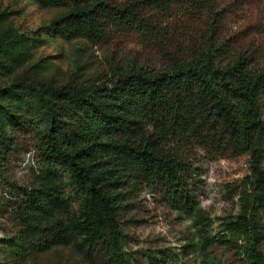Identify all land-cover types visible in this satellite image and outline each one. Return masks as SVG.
<instances>
[{
    "label": "trees",
    "instance_id": "trees-1",
    "mask_svg": "<svg viewBox=\"0 0 264 264\" xmlns=\"http://www.w3.org/2000/svg\"><path fill=\"white\" fill-rule=\"evenodd\" d=\"M59 1L81 5L68 15L90 41L114 30L137 34L151 42L164 67L155 76L127 73L109 88L105 96L117 100L120 118L106 115L93 101L92 89L40 85L28 78L0 84V89L21 84L66 97L61 113L52 111L44 130L31 108L11 119L0 174L10 193L3 205L16 225L14 233L0 238L8 256L15 260L24 253L26 231L36 230L29 221L33 209L58 198L74 216L73 234L97 264H128L117 244L128 199L146 189V194L160 193L169 205L188 201V177L201 164H192L196 155V160L244 159L251 177L239 194L243 210L230 222V234L203 237L202 246L231 244L246 264H264V223L256 213L264 205V17L252 35L237 39L225 27L223 0ZM68 121L81 132H72ZM136 132L146 138H127ZM19 133L27 134L38 156L34 173L57 177V192L35 178L27 187L7 179ZM92 138L105 139L101 145L125 174L124 191L108 189L81 161L75 144ZM17 189L27 212L11 194Z\"/></svg>",
    "mask_w": 264,
    "mask_h": 264
},
{
    "label": "rangeland",
    "instance_id": "rangeland-1",
    "mask_svg": "<svg viewBox=\"0 0 264 264\" xmlns=\"http://www.w3.org/2000/svg\"><path fill=\"white\" fill-rule=\"evenodd\" d=\"M223 1L225 27L237 39L252 35L256 23L264 17V0ZM80 6L59 0H0V84L28 78L40 85L92 89L93 101L109 118L124 117L116 113L117 100L106 98L109 88L130 72L155 76L163 69V61L150 41L134 33L114 30L98 42L90 41L68 15ZM65 104L66 97L52 90L40 91L21 84L0 89V174L12 117L18 118L31 108L44 130L50 124V113L60 114ZM68 128L81 132L70 121ZM127 138L138 141L145 139L146 133H129ZM104 141L86 139L75 146L81 161L99 182L120 193L125 189V174L109 159L101 145ZM16 143L8 158L7 179L27 187L35 178L43 187L57 192V177L34 173L38 156L27 134L19 133ZM195 157L192 164H201L188 177V201L169 205L160 193L146 194V189L128 199L117 237L128 264H246L231 244L204 247L202 238L230 234V222L237 220L243 210L239 194L249 187L250 168L241 158ZM7 187L0 181V238L16 231L12 212L3 205L10 194ZM11 194H15L21 208L25 206L21 191ZM21 210L27 212L29 207ZM256 213L264 223V205ZM73 220L72 212L58 198L49 200L42 209H33L29 221L36 230L26 231L24 253L14 260L0 241V264H97L73 234ZM36 241L43 244L37 246Z\"/></svg>",
    "mask_w": 264,
    "mask_h": 264
}]
</instances>
